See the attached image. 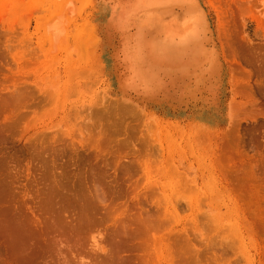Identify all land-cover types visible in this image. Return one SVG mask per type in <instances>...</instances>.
Returning a JSON list of instances; mask_svg holds the SVG:
<instances>
[{
  "label": "rangeland",
  "instance_id": "374dc122",
  "mask_svg": "<svg viewBox=\"0 0 264 264\" xmlns=\"http://www.w3.org/2000/svg\"><path fill=\"white\" fill-rule=\"evenodd\" d=\"M121 226L135 263L264 264V0H0V264Z\"/></svg>",
  "mask_w": 264,
  "mask_h": 264
},
{
  "label": "bare ground",
  "instance_id": "6f19581e",
  "mask_svg": "<svg viewBox=\"0 0 264 264\" xmlns=\"http://www.w3.org/2000/svg\"><path fill=\"white\" fill-rule=\"evenodd\" d=\"M158 20H160V19H158ZM184 24H185L186 29L184 28L183 25L181 27H174L172 25L170 29L168 28V25H169L168 23L165 26V28L167 27L166 29H168L169 32H172V34L171 33L170 34L173 37H175V39H177V37H178L177 44L180 42V45H181V42L183 43L184 40H185L184 42H186V40L188 41V38L193 39L194 38L193 34L196 33V30H195L196 29V26L195 25L189 26V22H185ZM154 26H155V29L158 31L159 29L157 28L156 23H154ZM165 28H163V29L166 30ZM166 38H168V36ZM191 39H190V42H191ZM158 42H160V41H158ZM161 42L163 44L161 45V43H159V45H158L159 48L156 47V45H155L156 43L154 44V47H155V49H156L157 52H159V50L161 48L162 49H164V48L168 49L171 45L172 46L173 45L174 46L177 45V44L175 45L174 44L175 42H173L171 39H166V40L163 39V40H161ZM147 43H148V41H147ZM165 43L168 44V45L171 44V43L172 44L169 45L168 47H166V46H164ZM151 46L152 45L150 44V48H148V49H150L152 51V47ZM150 50H147V51L150 52ZM157 52H156V54L154 53V56H158V53ZM17 222H19V221H17ZM17 222L14 223L15 225L13 224V227L12 226H9V227H12L13 230H10L12 234H10L9 235L10 237L9 236L8 237L11 238V236L13 235L12 237H14V239H17V238L18 239H20V238L22 239V238H25L24 237L25 234H28V235H26L27 237L25 238V243H26L27 246L24 245V244H22L23 242H21V243L16 242L15 247H12V250H14L16 253H17V251H18V253H20L21 252L20 250H24L23 248H26L27 249V247H30L31 249H35V250H37L39 252H44V251L48 250L47 248H48V245L49 244H47L48 242H46L48 240L46 238V235H44L45 233H43V232H37V233H33V232L28 233L27 232L26 233V231L24 229L22 230V227H21L22 225L21 224H18ZM9 227L7 225V227H5V228L10 229ZM3 231L6 232L7 229H6V231H5V229ZM22 231H25V233L22 234ZM7 233H9V231L6 232V235H8ZM8 237H6V239H9ZM111 237H112V242H111L112 244H111L110 247L106 248V251L107 252L106 251L105 252L102 251V253L104 252V255L103 256H95L94 255V259L93 260H90V261L89 260H86V259L84 260L82 257H79V260L78 261L79 262H81V261H87L88 262V263L86 262L87 264H134L135 262L132 261L134 258L131 260L130 258L127 257L128 255L124 253L126 251L125 250L126 249L125 248V245H126V242H127V239H126L127 238V233L125 232V228L123 226H121V227H118V228L114 229L113 233L111 234ZM45 238H46V240H45ZM10 240L12 241V239H10ZM13 241L15 242V240H13ZM95 243H97V242L95 241ZM95 243H94V245H95ZM66 247L70 249L69 250L70 252L72 251L70 246H66ZM95 247L99 248V250L101 249V247H99V245H95ZM99 250L97 249L96 252H98ZM132 253L133 252H131V254H129V253L128 254L130 256H132V255L135 256V254H132ZM98 255H100V254L98 253ZM137 255H138V253H136V257H135L136 260H137L136 263L137 264H140V261H141V263L145 264L143 262L145 259L139 257L141 259V260L139 259L140 260L139 261L137 259L138 258ZM139 256H141V255L139 254ZM148 261H149V259H148ZM63 262L65 263L66 260L63 259ZM79 262H78V264H79ZM83 264H85V263H83ZM147 264H149V263H147Z\"/></svg>",
  "mask_w": 264,
  "mask_h": 264
}]
</instances>
